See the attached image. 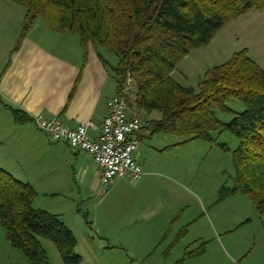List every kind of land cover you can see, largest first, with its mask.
<instances>
[{
    "label": "trees",
    "instance_id": "trees-1",
    "mask_svg": "<svg viewBox=\"0 0 264 264\" xmlns=\"http://www.w3.org/2000/svg\"><path fill=\"white\" fill-rule=\"evenodd\" d=\"M7 1L26 9L16 49L38 19L55 33L77 36L85 54L90 47L98 52L115 80L116 94L127 97L130 110L160 114L149 123L153 133L204 140L232 152L234 187L223 186L219 201L237 193L247 195L264 217V69L244 49L208 70L197 88L184 87L172 76L183 59L210 45L231 22L253 10L264 12V0ZM102 49L117 57L116 66L103 57ZM129 79L133 99L127 91ZM232 101L242 103L244 110L231 109ZM5 106L18 124L32 121L22 110ZM216 110L234 116L224 122ZM225 131L239 140L237 149L217 142L214 133ZM36 197L29 183L0 167V227L7 241L29 264H51L40 238L55 244L64 264H81L73 231L57 215L36 209ZM203 251L187 252L176 264Z\"/></svg>",
    "mask_w": 264,
    "mask_h": 264
},
{
    "label": "crops",
    "instance_id": "crops-1",
    "mask_svg": "<svg viewBox=\"0 0 264 264\" xmlns=\"http://www.w3.org/2000/svg\"><path fill=\"white\" fill-rule=\"evenodd\" d=\"M25 15V8L7 0H0V167L17 180L29 183L34 188L37 197L33 206L36 209L53 213L61 220L63 212L80 217L83 212L84 217H90L92 211L95 212L94 217L106 220L110 218V211L114 210V206L117 210L121 209L119 219L106 220L116 241L109 247L127 249L124 244L126 242L123 241L138 242L135 231L137 233L141 229L144 230L145 237L140 242L145 244L152 243L159 235L161 240L167 232L172 235V220L161 221L160 217L154 223L148 221L151 215L156 216L155 210L163 202V186L157 191L154 188L157 183H153L160 175H155L153 170H147L137 183H132L127 178L117 180L119 183L113 184V193L111 189L108 194V198L112 195L113 198L98 207L92 202L100 187L96 163L86 154L74 152L66 143L54 142L35 125L33 119L43 116L47 119H59L69 128L89 122L100 127L108 114V101L114 96L116 86L111 83L115 80L98 58L96 50L90 47L85 54L77 36L55 33L44 21L41 23L37 20L16 49ZM5 104L22 110L32 121L18 124ZM138 112L150 118L146 120L148 124L151 120H156L151 118V113ZM143 133L142 139L150 138V131ZM90 134L96 137L98 130L92 129ZM138 157L141 162L140 153ZM141 164L144 170L145 167L142 162ZM211 183L212 181L205 179L204 182L196 184L199 194L193 195L196 197L194 204L198 205L199 212L185 224L188 227V236L195 232L197 242L210 239V235L216 233H219V237H228V234L239 230L250 221L248 219L234 225L233 212H227L228 199L218 202V186ZM48 197L60 198L61 201H45ZM175 198L171 199L174 204H170V208L176 205L178 207L179 203ZM127 201H130V207L126 205ZM83 202L88 204L87 212L79 209ZM111 203L112 208L108 207ZM218 204L225 207L218 211ZM176 211L179 214L177 217H180L184 208L181 206ZM211 211L214 212L213 220L209 216ZM138 219L144 222H139ZM206 219L207 223L200 226V222ZM261 233L263 235L264 230ZM263 249L262 236L261 250ZM14 250L16 249L11 247L2 229L0 253L13 255L16 264H26L24 257ZM167 255L170 256L169 253ZM54 259L55 264H64L61 255L58 259L54 253Z\"/></svg>",
    "mask_w": 264,
    "mask_h": 264
},
{
    "label": "rangeland",
    "instance_id": "rangeland-1",
    "mask_svg": "<svg viewBox=\"0 0 264 264\" xmlns=\"http://www.w3.org/2000/svg\"><path fill=\"white\" fill-rule=\"evenodd\" d=\"M38 20L41 23L43 21L42 19ZM244 49H247L250 57L264 69V12L253 10L248 15L224 27L210 45L191 52L183 59L173 73V78L184 87L197 88L208 70L224 64L235 53ZM100 53L112 65L118 64L117 57L110 51L102 49ZM111 83L116 86L115 81L112 80ZM129 87L128 94L130 99H133L134 86L131 84ZM115 94L116 90L113 95ZM229 107L236 112L244 110V106L239 101L230 102ZM129 112L138 115L146 124L148 128L144 133L149 131L151 133L150 138L141 140L138 154H141L140 160L145 167V172L153 170L155 175L161 176L158 180H154L153 183H157L154 188L156 187L157 191L161 186L164 188L163 202H160L159 207L156 208V216L151 215L148 221L154 223L160 217L161 221L172 220L173 233L170 235L167 232L166 237L164 236L165 238L163 237L161 240H159L161 238L159 235L153 239L152 243L145 244L140 242L145 237L144 230L141 229L137 233L135 231L138 242L125 240L123 242H126L124 244L127 249H115L109 247L116 241L114 240L115 234L110 230L107 221L119 219L121 209L117 210L116 206L113 207L111 203L108 207H113L114 210L110 211V218L106 221L105 218L94 217V211L90 217L89 215L84 217L82 210L87 212L88 204L80 203L79 209L82 216L63 212L62 221L74 231L78 239L75 252L83 258L81 264H176L183 260L184 254L197 252L199 248L204 250L203 253L187 259L185 264H262L264 249L261 250V240L262 236L264 238V234L262 235L261 230H264V218H261L251 198L247 195L237 193L227 198V212H233L234 225L250 220L239 230L228 234V237H219V233H216L210 235L212 236L209 237L210 239L197 242L195 241L196 233L192 232L188 236V227H185V224L195 218L199 212L198 205L194 204L196 197L193 195V193L199 194L196 184L204 182L205 179L212 181L211 185L218 186L217 196L219 198L223 186L230 189L234 187L236 172L232 152L222 151L204 140H188V137L185 136L153 133L152 128L146 123V120L150 119L149 117L137 114L130 109ZM145 114L148 115V113ZM151 115L153 119L160 117L157 112H153ZM216 116L224 122H229L234 115L216 110ZM214 137L217 142L228 145L231 150L237 149L240 144L239 140L229 131L222 134L215 132ZM191 181H194L193 184L190 183ZM118 183L116 182L114 185ZM114 185L110 186L103 196L96 193L92 202L100 207L103 203L111 200L113 195L108 198V194L111 189L113 193ZM174 187L176 189H173ZM174 198L177 199L179 205L170 208V204H174L171 199ZM219 198L218 202H222L219 201ZM45 201L57 202L61 200L48 197ZM180 201L183 203L181 204ZM127 204L130 207V201H127ZM218 205L216 208L218 211L225 207L220 206L221 204ZM181 206L184 208V212L182 211L183 214L181 212V216L177 217L179 214L177 215L176 210H179ZM212 213L214 212L211 211L209 216L213 220ZM138 220L144 222L142 219ZM200 223V226H204L207 219ZM0 231H2L1 227ZM181 232H185L182 237H180ZM40 240L47 250L50 263L55 264L54 253L60 259L59 250L51 241L44 238H40ZM174 246L175 248H173ZM14 251L24 257L27 264V257L17 249ZM168 253L170 256L167 255ZM244 260L246 261L244 262ZM0 264H16V259L13 255L3 252L0 253Z\"/></svg>",
    "mask_w": 264,
    "mask_h": 264
},
{
    "label": "built area",
    "instance_id": "built-area-1",
    "mask_svg": "<svg viewBox=\"0 0 264 264\" xmlns=\"http://www.w3.org/2000/svg\"><path fill=\"white\" fill-rule=\"evenodd\" d=\"M128 85H131L130 79ZM33 121L54 142H64L74 152L84 153L96 163L100 195L119 179L137 183L143 178L138 152L142 133L148 127L138 115L129 112L126 96L115 94L109 99L108 114L100 127L89 122L69 128L59 119L43 116H36ZM92 129L98 130L96 137L90 134Z\"/></svg>",
    "mask_w": 264,
    "mask_h": 264
}]
</instances>
